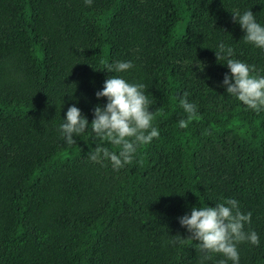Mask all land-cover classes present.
Returning a JSON list of instances; mask_svg holds the SVG:
<instances>
[{"label": "trees", "instance_id": "1", "mask_svg": "<svg viewBox=\"0 0 264 264\" xmlns=\"http://www.w3.org/2000/svg\"><path fill=\"white\" fill-rule=\"evenodd\" d=\"M0 264H264V0H0Z\"/></svg>", "mask_w": 264, "mask_h": 264}]
</instances>
